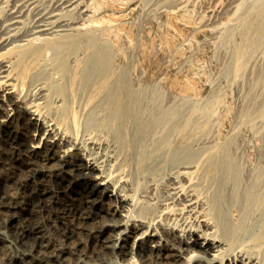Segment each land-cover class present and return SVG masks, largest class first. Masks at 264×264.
<instances>
[{
    "label": "bare ground",
    "instance_id": "obj_1",
    "mask_svg": "<svg viewBox=\"0 0 264 264\" xmlns=\"http://www.w3.org/2000/svg\"><path fill=\"white\" fill-rule=\"evenodd\" d=\"M14 1L0 28V216L13 213V236L22 250L9 264H74L65 254L74 255L76 264L111 258L113 264H253L229 258L236 247L226 253L220 236L228 235L233 244L234 234L248 228L250 234L256 225L259 231L260 222L263 229L255 240L247 239L246 231L243 235L264 258V156L242 189L245 170L230 140L192 146L196 138L211 135L214 120L217 134L223 132L234 87L245 79L254 58L264 54V0H178L171 6L164 0L163 6L174 9L163 11L162 23L146 15L152 0ZM156 1L155 6L161 0ZM202 8L235 12L211 28L218 29L216 38L191 57L194 41L210 31L198 27L205 20ZM28 10L31 21L25 16ZM48 48L57 52V63L47 75ZM224 51L230 61L219 71L201 67L206 58L218 69ZM159 52L173 54L167 62L175 59L161 73L164 60L160 69L157 63L156 75ZM129 53L132 65L124 62ZM177 56L183 60L177 62ZM158 59L160 63L162 55ZM138 63L143 71L136 75ZM248 87L237 110L238 128H247L254 138L264 133V73ZM20 125L33 127L34 138L23 140ZM100 127L113 136L114 144L100 141ZM179 135L187 136V142L183 137L185 143L175 154ZM55 159L56 167H47ZM165 159L172 166L183 165L180 173L188 184L176 187L169 181L160 193L143 189L138 194L141 177L146 179L140 167H155ZM229 184L232 196L227 193L226 200ZM238 202L242 207L237 220L245 228L242 232L238 227L241 233H235L228 217ZM198 204L201 221L211 230L196 229L187 236L178 229L176 216L186 208L197 210ZM252 210L262 212L255 226V214L248 219ZM53 219L73 237L71 245L54 238L58 226ZM6 241L0 238V247ZM2 257L0 253V264Z\"/></svg>",
    "mask_w": 264,
    "mask_h": 264
},
{
    "label": "rangeland",
    "instance_id": "obj_2",
    "mask_svg": "<svg viewBox=\"0 0 264 264\" xmlns=\"http://www.w3.org/2000/svg\"><path fill=\"white\" fill-rule=\"evenodd\" d=\"M5 1V2H4ZM12 1L14 2V3H12ZM158 1V0H157ZM157 1H156V3H157ZM165 1H168L167 2V5L168 6H171V4L172 5H174V4H177L179 1L178 0H165ZM165 1L164 0H161L160 1V3L157 5V6H159V7H161L162 9H159V7H157V6H155L156 4H154V0H152V2H151V7H149L148 6V9H146V11H147V13H146V15H147V17L149 18H151V19H156L157 20V22H160V23H162L164 20V16L162 17V15H164V13H163V11L165 12V9L166 10H170V9H174V8H170V7H168L166 4H165V6H163V4L165 3ZM169 1H170V4H168L169 3ZM15 2L16 1H14V0H0V22L1 21H3V19L5 18V17H7V13L9 14L10 13V10L12 9L11 7H10V5L11 6H13L14 4H15ZM17 3H19V2H17ZM152 3L154 4V6L152 5ZM163 3V4H162ZM158 8V9H157ZM164 8V9H163ZM167 8H170V9H167ZM25 9H27V8H24V10ZM31 9V8H30ZM29 9V10H30ZM203 9V11H204V13H205V20L203 21V23H201V24H199L198 25V27L199 26H201V25H203V28H205V29H207V31H208V29L210 30V31H208V36L206 35L204 38H202V39H199L198 41H197V43H196V41H194V43H193V47H192V50H191V53H190V55H191V57H194L196 54H198L200 51H199V49H200V47L202 46V47H204L205 46V44H206V47L209 45V43L210 42H212L214 39L212 38V37H214V38H216V36L218 35V29H213V30H211V28L213 27V26H216V25H218L221 21H223L224 19L223 18H226L229 14H231V13H233V12H235V8H202ZM226 9H227V11H226ZM229 9V10H228ZM233 9V10H232ZM28 10V12H26V14H25V16H28L29 18H30V20H28V21H31V16L29 15V11ZM124 10V9H123ZM153 10V11H152ZM157 10H159V11H157ZM157 11V12H156ZM227 13L228 11V13L227 14H225V12ZM148 12H149V14H148ZM160 12H161V14H160ZM156 13V14H155ZM152 14V15H151ZM149 15V16H148ZM151 15V16H150ZM156 15V16H155ZM225 15V16H224ZM154 16V17H153ZM158 17V18H157ZM159 17H160V19H159ZM24 18V17H23ZM125 19H128V18H125ZM158 19H159V21H158ZM162 20V21H161ZM218 20V21H217ZM33 23V22H32ZM32 23L30 24V26L32 25ZM144 23H145V21H143V26H144ZM147 23V22H146ZM4 24V22H1L0 23V28H1V26ZM29 25V24H28ZM146 25V24H145ZM148 25V24H147ZM30 26H27L28 28H30ZM205 26V27H204ZM197 28V26L196 25H194V28ZM26 30V29H25ZM27 31V30H26ZM212 31V32H211ZM192 33V31H189V33ZM215 32H217L216 34H215ZM3 34V32L1 33L0 32V35H2ZM213 36H212V35ZM210 35V36H209ZM190 36V34L187 36V37H189ZM187 37L185 38V39H187ZM191 37V36H190ZM202 40V41H201ZM204 40V41H203ZM206 40H208V41H206ZM188 41L189 40H187L185 43H188ZM203 42V43H202ZM206 42V43H205ZM158 43V42H157ZM156 43V44H157ZM197 45H196V44ZM208 43V44H207ZM202 44H204V46L202 45ZM158 45V44H157ZM194 45H196L195 46V48H194ZM206 47H204V48H206ZM136 47L134 46L133 48H131V50L133 51L134 49H135ZM194 48V49H193ZM49 49V48H48ZM53 49V50H52ZM50 48L49 50H48V52H46V54L44 55V58H45V60H47V65H48V63L49 64H51V65H49L48 67H47V71L45 72V73H47V75L49 74V72H50V69H48V68H53V67H55L56 66V63L57 62H55L56 61V56H57V52L56 51H54L55 49L54 48ZM202 49V48H201ZM130 50V52H132ZM3 50H0V52H2ZM50 51V52H49ZM52 52H54V53H52ZM197 52V53H196ZM50 53H52V55L50 54ZM226 54V55H225ZM158 55H162V59L160 60V63L158 62L159 61V59L158 58H160V56H158V58H157V62H155V69H154V73H155V71L157 70V74L156 75H159V70L158 69H160V64H161V61L162 60H164V61H162V64H165V66L163 67V68H161V70H160V73L162 72V70L163 69H165V68H167V67H170L171 66V64H172V62L174 61V59H175V56H172L173 58L171 59V60H169V58H168V62H167V57L169 56V55H173V54H166V55H163L162 53H158ZM166 57V60H165V57ZM229 56V54L228 53H225V51H224V53L222 52L221 53V55L219 56L220 58H219V60L220 59H223V60H220L219 62H218V64H217V66H219L218 67V69H217V67L214 65V64H216V63H214L213 61H210V60H208V59H206V58H204V60H202L201 62H202V64L204 65L205 63V65L203 66L202 64V66L201 67H204V70L206 69V71L207 72H209V73H215V71L217 70V71H219L221 68H223L225 65H227L228 63H229V61H230V56H229V58H228V60H227V57ZM257 56H258V58H257ZM256 56V59L254 58V60H253V62L251 63V69H250V71L249 72H246V74L247 75H245L244 77H245V81H246V83L243 81V79L241 80V83H240V81L238 82L239 83V85L237 84V86H235L234 87V91H233V95H231V98H230V100H229V103L231 102L232 104H229L228 103V106H229V108L230 109H228V112H227V116H228V119H227V122H226V124L223 126V132L222 133H220V135H218L219 133H218V131H217V129L218 128H216L217 127V124H216V120H214L213 122H212V127H211V131H210V133L209 134H211V135H204V136H200V137H198V138H196V139H199V142L196 140V142H195V140H194V142H193V147H195V148H198L199 146L201 147V145H203V144H205V145H203V146H207V144H210V145H214L215 143H217V145H219V144H223V143H225L227 140H230V142H231V148L233 149V150H237L236 152H237V155H238V153H239V155H238V160H239V157H240V160H239V162H240V164H241V166L243 167V169L245 170V172H244V170H243V178H244V180L242 179V184H241V188L243 187V188H245L246 186H247V182L249 181V179H250V175H251V173H252V169H254V167H255V165H257L260 161H261V159L263 158V156H264V138L262 139V136H264V133L263 134H261L260 136H255L254 138H252L253 136L250 134V132H249V130H247V128H243V127H239L238 128V112H237V110L239 111L240 109H241V106H242V100H245V98L243 97L242 98V96H244L245 95V97H246V95L249 93V91L250 90H248L247 89V91H248V93L247 92H245V90H246V88L248 87V84H249V89H250V83L253 81V79L256 77V76H260V75H262L263 76V73L262 74H259V73H261L260 71H263L262 69H264V54H262V55H260V54H258ZM170 57V56H169ZM181 59H180V58ZM225 57H226V60H225ZM125 58H126V61H124L125 60ZM121 57L120 58V60L123 62H126V63H130L129 65H132V63L134 64V62L135 61H132L131 62V59H132V54H128L126 57ZM164 58V59H163ZM171 58V57H170ZM49 59V60H48ZM70 59H72V57L70 58ZM177 59H178V61L177 62H181L182 60H183V58L181 57V56H177ZM205 59H206V61H205ZM52 60V61H51ZM173 60V61H172ZM197 60V59H196ZM208 60V61H207ZM50 61V62H49ZM167 63H166V62ZM226 61V62H225ZM163 62H165V63H163ZM204 62V63H203ZM210 62V63H209ZM213 62V63H212ZM221 62V63H220ZM0 63H2V62H0ZM158 63V64H157ZM171 63V64H170ZM224 63H226V64H224ZM158 65V69H157V65ZM162 64H161V67H162ZM207 64H209V65H207ZM139 65V66H138ZM166 65H167V67H166ZM221 65H224V66H221ZM210 66V67H209ZM221 66V67H220ZM130 67V66H129ZM137 68V72H136V75H138V73H140V72H142L143 71V68H142V66L138 63L137 64V66H136ZM216 67V68H215ZM249 67V68H250ZM142 68V69H141ZM196 69L197 68H199V66H196L195 67ZM213 68H215V69H213ZM248 68V69H249ZM215 70V71H214ZM216 71V72H217ZM258 72V74L257 75H255V76H253L252 74H255V73H257ZM249 73V74H248ZM44 74V73H43ZM58 75V76H57ZM56 76H55V79H58L59 78V76H60V74H57ZM254 78H253V77ZM250 78H253V79H250ZM249 80L251 81L250 83H249ZM242 81H243V83H245V85H243L242 86ZM204 82V83H203ZM202 84L203 85H205V80L204 81H202ZM246 86V87H245ZM240 87V88H239ZM243 87V88H242ZM241 89V92H240V90H238V89ZM245 89V90H244ZM172 92V91H171ZM241 93V94H240ZM245 93V94H244ZM247 93V94H246ZM242 94H244V95H242ZM180 96H182V95H180ZM243 103H245V101L243 102ZM233 105V106H232ZM244 105V104H243ZM239 107H240V109H239ZM233 108V109H232ZM99 116H101V115H99ZM215 122V123H214ZM215 124V125H214ZM19 130H21V132L23 133V135H22V138H24L23 140H25V141H28V140H30V139H33L34 138V134H35V129L33 128V127H29V128H26V129H24L23 128V126L22 125H20L19 126ZM101 129H99V130H97V132H96V135L98 136V138L100 139V141L103 143V144H114V138H113V136H111L109 133H108V131L107 130H105V128L104 127H100ZM213 128V129H212ZM242 128V129H241ZM103 130H105L104 132H105V134H104V132H103ZM100 132V133H99ZM101 132H102V134H101ZM107 132V133H106ZM213 132V133H212ZM37 134H36V136L35 137H41L42 135H43V131L41 132V134L39 135V133L38 132H36ZM218 133V134H217ZM248 133H249V135H248ZM104 134V135H103ZM104 136V137H103ZM250 136V137H249ZM252 136V137H251ZM30 137V138H29ZM179 137V138H178ZM182 137V138H181ZM183 137L185 138V142H187V136H181V135H179V136H177L176 137V141H174V147L177 145V142H178V140L180 141L181 139V141H180V143L177 145V147L179 146V148H178V150H177V147H175L174 148V153L176 154L179 150H180V146L182 145V144H184L185 142L183 141ZM201 137H203V138H201ZM208 137V138H207ZM260 137V138H259ZM102 138V139H101ZM178 138V139H177ZM181 138V139H180ZM104 139H105V141H104ZM256 139V140H255ZM200 140H202V141H200ZM252 140V141H251ZM259 140H263V141H259ZM249 141H251L250 143H249ZM113 142V143H112ZM176 142V143H175ZM181 142H182V144H181ZM200 144V145H199ZM198 145V146H197ZM262 146H263V151H262ZM4 149V145H2L1 144V142H0V150H3ZM247 151L248 152H250V156H249V153H247ZM261 151V152H260ZM244 152V153H243ZM251 152H252V156H251ZM173 153V154H174ZM254 153H256V154H258V156L257 155H255ZM260 153V154H259ZM263 153V154H262ZM242 154H243V157H244V160L242 159L243 157H242ZM247 154H248V156H247ZM261 154H262V157H261ZM241 155V156H240ZM254 155V156H253ZM259 156L261 157V158H259ZM242 157V158H241ZM248 157H250L249 159H248ZM258 157V158H257ZM242 159V160H241ZM253 159H254V161H253ZM166 160V159H165ZM165 160H163V162L165 161ZM243 161H245V163H243ZM248 161V162H247ZM163 162H161V164H162V166L160 167V165L158 164L157 166H155V167H151V168H146L144 165H142L141 167H140V169L141 170H143V172H142V176H144L145 175V177L144 178H146L145 180H147L148 181V183H147V181H145L144 179H143V177H141V179L143 180H141V184H140V186L142 185V187H141V191L143 190V189H145V191H147V192H152L153 190L155 191V192H158V193H160V190H163L164 189V187H163V185L165 186V188H166V186L170 183L169 181H171L172 183H173V186H176V187H180V185H187L188 184V181H187V179L185 178V177H183V175H181V173H180V171H182L183 169V165H178V166H172V165H170L169 163L167 164V162H169V160L167 159L165 162H164V164H163ZM254 162V163H253ZM59 162H57V160L55 159V160H51L49 163H48V166L47 167H56V165L58 164ZM243 163V164H242ZM251 163V164H250ZM167 164V165H166ZM245 164V165H244ZM44 165V164H43ZM145 167V169H144V167ZM167 166V167H166ZM248 166V167H247ZM250 166V167H249ZM165 168H167V169H165ZM245 168H247V170L245 169ZM251 168V169H250ZM162 169V170H161ZM145 170H147L146 171V173H145ZM150 170H152L151 172H149ZM157 172H156V171ZM161 170V172H158V171H160ZM172 170H176L175 172L174 171H172ZM251 170V171H250ZM248 174H247V173ZM153 175H152V174ZM155 173H157V174H155ZM147 174V175H146ZM148 174H149V176H148ZM176 174V175H175ZM250 174V175H249ZM151 175V176H150ZM164 176V179H163V176ZM158 176H160L161 177V179H163V180H161V181H159V179L160 178H158ZM170 176H171V178H170ZM182 176V177H181ZM246 176H249L248 178L246 177ZM91 178H94L95 176H94V174L93 175H91L90 176ZM245 177H246V179H245ZM21 178H25L23 175L21 176ZM76 179L78 178V177H75ZM156 178H158V180H157V182L156 181H154V179H156ZM169 178V179H168ZM177 179V181H176V179ZM39 179H41V177L39 178ZM38 179V180H39ZM70 179H72V178H70ZM178 179H179V181H178ZM248 179V180H247ZM245 180H246V182H245ZM153 181V182H152ZM159 181V182H158ZM181 181V182H180ZM150 182V183H149ZM165 182V184H163ZM167 182V183H166ZM169 182V183H168ZM177 182H178V184H177ZM245 182V183H244ZM33 183V181L31 180L30 181V184H32ZM161 183V184H160ZM187 183V184H186ZM243 183L245 184V187L243 186ZM33 185V184H32ZM160 185H161V187H160ZM229 186H232L231 184H229L228 185V187L227 188H229V190L228 189H226V192H225V196H226V200H227V193H229L228 195H230V196H232V187H229ZM160 187V188H159ZM161 188H163V189H161ZM242 188V189H243ZM178 189H180V188H178ZM231 189V190H230ZM140 190V189H139ZM141 191H140V193H138V194H141V195H143L144 193H143V191H142V193H141ZM66 193V192H65ZM69 196H71V197H74L75 195L74 194H70L69 192L67 193ZM229 197V196H228ZM229 198H231V197H229ZM228 198V199H229ZM230 201V200H229ZM228 201V202H229ZM240 201V200H239ZM202 202H204V201H202ZM201 202H199V204H200ZM239 203V202H238ZM238 203H236L233 207H231V209L229 210V214L230 215H228V217L229 218H231V219H229V221H231L232 223H234L235 224V233L236 232H240L241 233V231L242 230H244L245 228L243 227V229L241 228L242 226L240 225V223H239V220H237V219H239V215H240V213H239V210H240V207H242V202H240L239 204ZM198 204V207H197V210L196 209H191V208H186L185 210H183L182 211V213L180 214V215H177L176 216V225H177V227H178V229L179 230H182V232L185 234V235H187V236H189L191 233H193V231H195L196 229H198L199 231H201V230H207V229H209V230H211L210 228H208V226L206 225V224H204V222L203 221H201L202 220V212H203V209H202V207H201V205H199ZM238 204V205H237ZM237 206V207H236ZM240 206V207H239ZM238 207H239V210H238ZM202 209V210H201ZM206 205H205V212H206ZM236 210H238V211H236ZM241 210H242V208H241ZM184 212V213H183ZM195 212V213H194ZM232 212V213H231ZM237 212V213H236ZM186 213V214H185ZM251 213H253V214H255V216L254 215H252ZM13 213H11L10 214V216L12 215ZM259 214H262V212L260 213V211H250L249 212V216H248V219H249V221H250V219L254 216V222H256V223H254V224H252L253 226H255V224H258V222L259 221H261V220H259V218L257 217ZM16 215H18V214H16ZM186 215V216H185ZM200 215H202V216H200ZM10 216H9V218H8V216H6V215H2V216H0V238H3V239H7V241L5 242V243H3V245H1V247H0V253H1V256H3L2 258H3V262H2V264H9V262H10V258L12 257V256H17V255H20V253H21V247H20V244H19V242L18 241H16V239H17V237H16V235L15 236H13V233H15L14 232V229L11 227V225H12V221H11V218H10ZM233 216H234V218H233ZM260 216V215H259ZM183 217V218H182ZM189 217V218H188ZM256 217L258 218V219H256ZM180 218H182V219H180ZM262 218V217H261ZM200 219V220H199ZM187 220H189V221H187ZM252 220V219H251ZM257 220H258V222H257ZM178 222V223H177ZM238 222V223H237ZM253 222V221H252ZM51 223H54V224H56L57 226H58V230L57 231H54L53 233L55 234V236H54V238L56 239V240H58V241H60V242H62L63 243V245L64 246H68L69 244L71 245V243H73V241H72V238L73 237H71L70 235H69V233L67 232V230L64 228V227H62L61 226V224H60V222L59 221H56V219H53V221L51 222ZM259 224H261L262 225V228H261V225H259ZM258 224V226H260V228H259V231L261 232V230L260 229H263V224L260 222ZM205 225V226H204ZM239 225L241 226V227H239ZM251 225V226H252ZM238 227L239 228H241L240 230L241 231H239V229H238ZM257 227V225L255 226V227H253V229H250V231H251V233L253 232V234L254 233H257V232H259L258 231V228H256ZM181 228V229H180ZM205 228V229H204ZM238 230H237V229ZM250 228H252V227H250ZM255 228V229H254ZM253 230V231H252ZM245 231H246V234H244L245 233ZM255 231V232H254ZM243 232V231H242ZM260 232H259V235H260ZM247 233H249V228L247 229V230H244V232L243 233H241L240 235L238 234H234V240L232 239V241H234V245L233 244H231V239H229L230 237H228V235H222L223 237H221L220 236V239H221V241H222V243H223V246H224V248H225V252L226 253H228L229 252V254H230V250H232V248H234L233 246H235L236 247V249L234 250V252H233V254H230V257L229 258H232V259H236V260H241V261H247V262H251V263H253V264H264V258L263 257H261V256H259V254L257 253V252H255L254 251V249H253V244H254V242L253 241H251V243L250 244H248L249 242H250V240H255L256 238H254V237H257L256 235H258V233L257 234H255L254 236H252V235H250V234H247ZM246 235V238L247 239H250L249 241L246 239V238H244V235ZM240 238H238L237 236ZM248 235L250 236V237H248ZM258 235V236H259ZM251 236H252V238H251ZM243 239H245V242H246V244H245V242L244 243H241L242 241H243ZM238 243H237V242ZM247 241H248V243H247ZM253 242V243H252ZM239 243H241V244H244V245H241V247L240 246H238L239 245ZM229 244L230 245H232V247H228L229 246ZM236 244V245H235ZM252 244V245H251ZM245 245H247V247H248V245H249V249L247 248H245V247H243V246H245ZM251 245V246H250ZM240 247V248H239ZM251 247V248H250ZM228 248H230V250L228 249ZM242 248L244 249L245 248V250H242ZM241 249V250H240ZM232 250V251H233ZM232 253V252H231ZM236 254V255H235ZM64 256H67L69 259H70V261L72 262V263H74V264H76V258H75V256L74 255H70V254H65ZM258 256H259V258H258ZM115 259H107V260H105L104 262H100V261H102V259L100 260V261H96V264H113V261H114ZM35 264H48V263H46V262H43V263H35Z\"/></svg>",
    "mask_w": 264,
    "mask_h": 264
}]
</instances>
